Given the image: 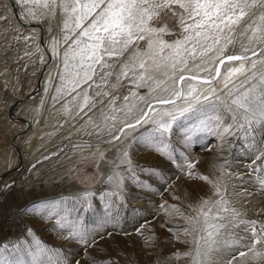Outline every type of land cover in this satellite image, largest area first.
Segmentation results:
<instances>
[{"label":"rangeland","instance_id":"1","mask_svg":"<svg viewBox=\"0 0 264 264\" xmlns=\"http://www.w3.org/2000/svg\"><path fill=\"white\" fill-rule=\"evenodd\" d=\"M14 1L19 17L23 21L32 23L33 20L41 25L43 37L40 40V29H26L17 23L10 3L0 0V252L20 264H181L188 239L187 224L192 217H196L197 209L202 207L204 201L211 204L221 196H229L234 200L235 207L244 209V216L252 215L256 221L264 222V187L259 183L264 175L255 173L257 160L253 163L258 146L264 147L261 144L264 133L257 129L254 139L251 135L241 138L240 131L233 129L234 134L222 138L218 135L220 129L214 125L217 122L210 121L205 126L201 123L204 117H192L184 121L182 127L178 123L170 133H165L166 153H170V158L148 146L141 135L135 140L127 137L124 141H131L132 145L124 152H128L130 164L122 162L125 158L121 154L120 162L112 165L110 172L107 171L108 177L114 179H107L108 182L102 187L105 189L99 193L93 189L98 187L97 180L104 178L100 161H92L91 152L71 156V149L77 143V140L70 138L74 130L61 134L67 136L61 147L52 153L43 154L42 158L22 171L23 158L31 163L37 148L45 152L55 140L56 128L51 135L43 132L44 137L38 142L40 145H31L26 151L32 132L31 128L26 127L32 123L35 114L31 113L27 117L22 111L29 107L33 110L32 104L38 100L43 87L47 88L49 96L57 93L62 83L63 52L67 45L59 43L55 62L49 60L46 53L53 47V40L60 41L64 35L59 10L53 15L31 0L28 3H24V0ZM29 9L34 15H29ZM162 19L172 29V34L166 35L164 39H177V21L170 18V14ZM231 48L240 50L239 42ZM258 58L252 57L253 60ZM237 62L226 63L238 66ZM250 64L251 60L246 66ZM257 69H264V66L258 64ZM41 71L43 76L38 86ZM218 79L213 84L218 94L224 95L228 89L224 88L222 82L218 84ZM232 79L239 84L245 77L238 75ZM130 88L137 92L136 107L130 112L133 119L134 110L145 103L139 97L147 95L148 89H135L125 81V85L114 93L120 97L116 102L117 108L130 104L122 99L129 95ZM83 90L82 87L78 88L75 94L69 96L75 107L79 101L73 97ZM88 95L94 97V91L89 89ZM108 99L110 97L100 103V97H94L85 109L91 108V111L100 113ZM55 102L58 104L60 101L58 99ZM93 104L95 107H92ZM32 112L35 113L34 110ZM46 115L48 112L43 116ZM224 120L225 124L230 123V119ZM38 121V125H50L45 117ZM145 127L142 134L151 131L154 125L148 123ZM117 136L120 139L116 140V144L123 145L121 133ZM156 136L159 137V134ZM224 154L225 160L231 157L229 164L227 160L223 161ZM103 159L110 164L107 158ZM262 159L264 156L260 158V162L264 163ZM241 161L244 163L240 166ZM189 165L192 167L189 168ZM42 167L43 180L55 182L57 177L62 176L66 178L63 179L66 186L75 183L86 191L65 189L58 192V189L49 186L46 189L54 194L36 199L30 190L40 189V182L31 181V177L36 169ZM232 170L237 174L232 173ZM117 174L121 181L120 187H116ZM199 177H207L208 180ZM217 188H220L219 196L215 195ZM21 194L27 199L23 206L18 204ZM133 194L135 196L131 198ZM41 205H48L58 215L41 218L33 212L34 207L39 208ZM122 210L126 222L121 225L115 215H119ZM203 211L206 212L207 208H203ZM22 219L29 223L28 228L19 225ZM73 228L84 235L87 244L81 243L78 238H70V229ZM37 242L43 251L36 252ZM220 249L222 253L224 249ZM233 257L230 256L232 260L235 259Z\"/></svg>","mask_w":264,"mask_h":264},{"label":"snow or ice","instance_id":"2","mask_svg":"<svg viewBox=\"0 0 264 264\" xmlns=\"http://www.w3.org/2000/svg\"><path fill=\"white\" fill-rule=\"evenodd\" d=\"M28 2L29 0H24V3ZM31 2L47 9L53 15L59 10L63 21L61 31L64 35L60 41L53 40L52 43L54 51L61 42L67 45L63 52L62 87L66 88L67 94H71L83 85L88 86L73 97L79 101L77 107L80 111L88 107L94 97H100V103L104 102V98L110 97L105 107L100 109L104 126H107L109 120L119 119L123 127L118 131L123 135L127 128L135 129L137 126L151 123L154 127L142 134L141 139L161 155H169V158L170 153H166L165 133H170L178 123L182 127L183 122L192 117H204L201 123L205 126L210 121H216L215 127L220 129L222 138L234 134L233 129L240 131L241 138L251 135L254 139L257 129L264 133V69H257L258 64L264 66V55H261L264 53V0ZM168 14L177 21L179 27L178 38L171 41L164 39L166 35L172 34V29L162 19ZM29 15H34L31 9ZM237 42L240 52L233 51L225 55L229 46H234ZM212 53L215 55H211ZM253 56L259 58L253 60ZM250 60L251 64L246 66ZM226 61L240 63L227 69L223 86L228 91L219 95L213 83L220 77V66ZM209 64L215 68V72ZM202 71L208 72L209 75L201 76ZM238 75L245 77L239 84L232 79ZM125 81L135 89L147 88L150 97L147 100L145 97H139L145 102L146 108L138 109L140 115L127 123H124V120L132 108L136 107L137 92L130 88L129 95L122 98L130 104L126 103L119 108L116 102L120 97L114 94L119 87L125 85ZM89 89L94 91V97L88 95ZM57 91L61 89L58 88ZM213 97L214 100L211 99ZM152 100L172 107L161 110L157 116ZM178 101L181 103H177ZM121 111L125 112V117L116 115ZM226 118L230 119V123L224 124ZM96 127L101 128V125L97 124ZM157 133L159 137L156 136ZM119 139L120 136L113 137V140ZM261 144H264V139ZM123 155L125 159L122 162L130 164L127 152ZM261 156H264V151L258 150L253 163L260 160ZM191 167L192 165H189V168ZM260 168H264V163ZM199 178L208 180L207 177ZM113 179L112 176L108 177L109 181ZM259 183L264 187V179H260ZM120 184L117 174L116 187H120ZM215 195L219 196L218 188ZM227 204L228 201L222 196L211 204L209 201L203 202V227L198 230L203 234L194 238L193 264H212L211 254L218 250L215 247L219 243L216 237L220 235V230L228 228L229 224L233 228L245 225L244 231L251 234L252 240L248 250L253 252L254 258L264 261V251H257L254 247L264 243V224L257 228L258 221L237 220L240 213L229 209ZM205 207L206 212L203 211ZM33 212L41 218L58 215L48 205L34 207ZM224 212H230L231 219L221 215ZM224 220L228 222H217ZM57 223L60 221L57 220ZM70 231V238H78L81 243L87 244L81 232L75 228ZM41 251L43 249L37 242L36 252ZM246 254L243 251L239 253L240 256ZM0 264L20 262L11 260L0 252Z\"/></svg>","mask_w":264,"mask_h":264},{"label":"bare ground","instance_id":"3","mask_svg":"<svg viewBox=\"0 0 264 264\" xmlns=\"http://www.w3.org/2000/svg\"><path fill=\"white\" fill-rule=\"evenodd\" d=\"M31 22L35 23V21H33V20H31ZM233 51L236 53L240 52V50H238L237 48L232 49L231 46H229L225 55H227L228 53H231ZM55 52H56V49L54 51L53 47H52L50 49V51H48L46 53L49 60H51L53 62H55V57H54ZM213 55H215V53ZM226 62L221 67L222 68L221 69V75L217 81L218 84L221 82L223 83L224 75H225L227 69L229 67H232L234 64V63H226ZM239 63L240 62H237L236 64H239ZM209 67L212 68L213 72H215V68L211 64H209ZM200 75L203 77H207L209 75V73L202 71V72H200ZM213 86L215 87V84H213ZM87 87H88L87 85H83L82 89L87 88ZM60 89H61V91H59V92L57 91V93L55 92V95L49 96V93L47 92V88L45 89V87H43V90H42L40 96L38 97V100H36L32 104V108L35 111V113L32 112L33 110L30 107L25 108L22 111V114L27 115V117H29V115L31 113L36 115V116L34 115V119L32 120V123H29L28 124L29 126L27 125L28 127H26V128L32 129L31 140H30V143L28 144V147L26 148V151H29V147L31 145H37L39 140L44 137V136H42V135H44L43 132L51 135L52 130L54 128H56V131L54 134L55 140L52 142L51 145H49V147H47L45 152H42L41 150H39L37 148L36 154L33 156V159H32L33 161L31 163H28L27 160L24 158L22 159L21 170L24 171L25 168H27V166L29 164H32V163H35L36 161H38V159H40V157L43 154H45L47 152L52 153L58 147H61L62 142L65 140V138H67V136L66 137L61 136V134H66V132H72V130H74L73 132H75V133L72 132V134H70V138H74L75 140H77V143H75L71 149V156H73L74 154H77V153L91 152V155H92L91 160L95 161L97 159L98 162L100 161V169L104 173V175H103L104 178H100V179L97 178L98 179L97 180L95 177V179L98 182L97 183L98 185L96 184V186H98V187L93 189V190H97L98 191L97 193H99L105 189L102 187L105 185V183L108 182V180H107L108 175L107 174H108V172H110V170H112L111 166L120 162L121 159H119V158L122 156L121 154H124V151H128V149L132 145V144H130L131 141L126 142L124 140H126V138L129 136H130L129 140H132V139L135 140L136 138H138L145 131V129H146L145 126L148 123H145L142 126H137L135 129H131V128L125 129V134L121 135V141L123 140L124 144L118 146V143L116 144V140H113V137L119 135L118 129L123 127V124L120 122L119 119H117L116 121L109 120V121H107V126H104V123L102 122V117H100L101 116L100 113H98L97 111H89L86 109L83 111H80V109L77 106L75 107L74 104L71 103L72 100L71 101L69 100V98H70L69 96H72L73 94H75V92H72L71 94H67V90H66V88L62 87V83H61ZM148 92H149V90H148ZM141 97H145V99H147V97H149V96L147 94V95H143ZM58 99L60 102L57 104L55 101ZM149 99H150V97H149ZM151 102L154 105V110H155L157 116L159 115L161 110L171 109V107H172V105L158 104L155 102V100H152ZM19 103H20V101L17 102L16 104H19ZM179 103H181V102H179ZM141 108H146V104L144 103L138 109H141ZM75 109H77V110H75ZM138 109L134 110V114H135L134 118L132 119L130 117V113H129L128 116L125 118L124 123H127L128 120H134L136 116L140 115V112L138 111ZM46 112H48V116L47 115L43 116V115H45ZM149 115L151 116V114H149ZM117 116L118 117H125V112L121 111V113ZM44 117H45V121L50 123V125L49 124L46 126L38 125L39 124L38 120L44 119ZM100 121H101V124H99ZM71 122L74 125H72ZM211 122L214 123L215 121H211ZM79 123H81L83 126L81 125L82 127H80ZM90 123H93V124L91 125ZM97 124L101 125V128L103 129L102 131H101V128L96 127ZM215 124L216 123H214V125ZM224 124H225V120H224ZM77 126H79V127H77ZM219 132L220 131H218V135L221 136L219 134ZM109 133H111V135ZM109 141H111V142H109ZM258 150L263 151L264 147L258 146L257 151H256L257 154H258ZM102 154H104V156ZM81 155H83V154H81ZM101 155L103 158H105V159L107 158V160L110 161L109 165L105 162V160L101 157ZM100 157H101V159H100ZM223 157H224L223 161L225 162L227 160V162L229 164V162L231 161V157L228 156L226 158V160H225V154ZM5 160H6V158H5ZM5 160H4V162H5ZM262 160H264V159H262ZM260 161L261 160L256 161V166H255L256 172L255 173L256 174L262 173L264 175V168H260V164H262V162H260ZM243 163L244 162L241 161L240 166ZM42 172H43V167L41 169H36L33 172L32 177H31V181L34 180V181L40 182V185H39L40 189L30 190V191L34 192V196L36 199H40L47 194L49 196L51 194H54V193H52L46 189L49 186H52L54 188V190L58 189L59 190L58 192H61L65 189H69V190L74 191V192H78V191L85 192L86 191L81 186H79L78 184H75V183H70V184L67 183L68 185L66 186L65 182L63 181V179H66V178H63L62 176L57 177L55 179V182H53V181L47 182L41 178ZM232 173L237 174V172L233 171V170H232ZM52 179H53V177H52ZM84 185H86V184H84ZM86 187H87V185H86ZM87 189H89V188H87ZM92 192H94V191H92ZM19 196H20V198H19L18 204L22 205L23 202L27 199H26L25 195L21 194ZM134 196H135V194L131 195V198H134ZM94 197H96V196H94ZM99 197L102 198L101 195ZM125 197H126V195H125ZM224 198L228 201L227 207L229 209H235L237 212L240 213V215L236 218L237 220H248V221L255 220V218H253L252 215L244 216V214H245L244 209H242V208L238 209L237 207H235L234 206L235 205L234 200H232L231 197L225 196ZM39 201H41V200H39ZM28 202H30V201L28 200ZM262 205L264 206V202L262 203ZM199 207L200 208L197 209L196 217H192V220H190L189 223L187 224L188 225V227H187L188 228V230H187L188 231L187 232L188 239L186 241V246L184 249V255H183L184 259H182L181 264H193V257L195 256L194 238H198L200 235L203 234L202 232L198 231L199 229H201L203 227V221H204V216L201 215V210H202L201 208L202 207L201 206H199ZM213 211H215V209ZM113 215H114V213H113ZM221 215L231 219V213L230 212H224V213H221ZM115 216H116V220H118V223H120L121 225L125 224L126 216L124 215L123 210L121 211V213L119 215H115ZM217 222L227 223L228 221L224 220V221H217ZM258 222L259 223L257 224V228H259V226L261 224H264V222H260V221H258ZM19 225H21V226L24 225L25 227L27 226V228H28V226H30L29 223L25 222L23 219L20 221ZM244 228H245V225H243V224H241L235 228H233L231 226V224H229L228 228L220 230V235L216 237V239H217V241H219V243L215 246L218 250L214 251L211 254L212 255V264H228L229 261L231 262V264H264V261H262L259 258H254L253 252H250L248 250V247L250 245H252L251 234L248 232H245ZM241 237H246V239H241ZM232 241H237L238 243H226V242H232ZM201 244H203V241H201ZM221 247H222V249H224V251L222 253H221V249H220ZM254 247L257 251H264V243L256 244ZM241 251H243L247 254L245 256H240L239 253ZM186 253H191V255H186ZM231 255H234L235 259L232 260L230 258Z\"/></svg>","mask_w":264,"mask_h":264},{"label":"water","instance_id":"4","mask_svg":"<svg viewBox=\"0 0 264 264\" xmlns=\"http://www.w3.org/2000/svg\"><path fill=\"white\" fill-rule=\"evenodd\" d=\"M10 5H11V8H12V12H13V15L15 17V20L17 21V23H19L22 27L26 28V29H33V28H38L40 29V40H42V37H43V29L41 27V25L37 24V23H29V22H26V21H23L20 17H19V14H18V11H17V8H16V5H15V1L14 0H7ZM221 67V66H220ZM42 71L40 72V75H39V80H38V86L41 82V79H42Z\"/></svg>","mask_w":264,"mask_h":264}]
</instances>
